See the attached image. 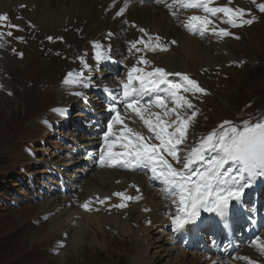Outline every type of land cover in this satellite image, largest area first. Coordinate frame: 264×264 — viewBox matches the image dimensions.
<instances>
[{
	"label": "rangeland",
	"instance_id": "1",
	"mask_svg": "<svg viewBox=\"0 0 264 264\" xmlns=\"http://www.w3.org/2000/svg\"><path fill=\"white\" fill-rule=\"evenodd\" d=\"M260 4H262L261 0L257 5ZM25 6L11 7L10 5L6 6L5 10H0L2 13L14 8L23 15V18L18 21L25 19L31 25L46 32L44 35L30 34L26 43L18 44L19 50H24L27 54L24 60L13 51L14 43L10 39L5 40L3 49H0V264H130L131 254L135 249L131 243L127 242L131 239L123 238L118 231L105 224L103 227L107 236H102L97 232L89 234L90 232L86 231L87 239H90L91 242L80 246V255L58 254L57 246L60 243L63 244L58 239L62 236L58 233L46 235V233H50L48 232V221L51 217L56 216L57 212L43 213V210L40 211V204L48 202L52 190H54V195L60 197L57 202H61L63 196V192L60 190L63 185L60 184L59 179H56L55 175L58 173H55V167L50 163L57 162L63 156H68L76 148L75 139L68 137V134L76 133L80 136H88L91 131H94L96 112H107L108 123L114 114L109 110L106 111L104 105H99L92 92L86 100L80 99L68 106H56L58 94L55 85L49 79H57L62 67L56 66L55 68V63L59 62L62 65L64 61L62 55L59 54L47 59L39 52L36 45L42 46L46 41L45 36L54 34L62 37L71 47L75 45V41L67 37L66 31L68 30L66 29L59 32L57 30L63 29L58 27L56 30H52L39 26L36 19L29 15V12L33 10L26 4ZM256 15L255 10L243 19H253ZM237 21L239 23V19ZM139 27L152 34L149 28L140 24ZM1 29L5 31V25L1 26ZM78 30L76 33L82 38L83 29ZM132 30L136 31L134 28ZM131 36L136 37L135 32ZM237 36L245 41L240 44L229 43L228 51L216 53L220 59L223 58V62L219 66L224 67L230 59H236L237 62L245 59L248 63L241 71L239 69L226 70L224 73L226 77L220 80L219 88H217L216 80L212 82L209 79L208 81L206 75L200 71L210 66L196 70V74L193 70L185 73L188 77H194L201 87L214 95L207 101H199V105L205 109L204 112L208 111L209 113L205 124L207 131L215 129L222 117L231 118V114H237L244 110L251 102H255L257 108H262L264 103V17L256 25H252V23L241 25ZM2 41L3 36L0 37V44ZM129 42L126 40L123 44L124 53L138 63L141 57L137 55L136 49L131 48ZM60 47H62L61 44L58 48ZM74 50L75 55L80 57L81 51ZM95 51H93L94 56ZM142 58L151 63L146 65L138 63V67L143 68L145 72L156 68L150 59ZM57 69L59 70L54 78L47 77ZM81 70L82 67L78 69V71ZM169 81L183 83L182 78H174ZM45 86H48L46 90H44ZM200 94L202 97L204 96L202 93ZM209 103L212 107H209ZM185 109L189 111L187 108ZM201 114L204 118V113ZM53 115L59 116L58 126L55 124L45 127L41 125L40 120H47ZM218 115L223 116L219 117ZM131 120L130 116L125 119V121ZM200 121H202L201 117L192 119L183 147L194 146L192 135L196 133L197 124ZM65 134L66 136H64ZM110 141L109 139V143ZM26 146L33 149L34 152L31 156L25 153L24 147ZM107 147L104 140H100V143L93 149L94 154L98 156L101 148L106 150ZM43 148H47L46 150L49 152L44 154ZM85 163L88 162L85 161ZM230 165H232L230 170L233 173H236V169L241 167L238 162L231 161L225 166L229 167ZM256 179L261 180V175H256L247 181L252 182ZM114 184L121 188L105 193L94 192L85 201L92 206L98 204L99 212H102L103 216L119 217L123 221L130 220L134 230L152 227L153 224L148 223L149 218L142 219L140 217V214H148L140 210L141 206L137 196L126 195L137 197L134 200L117 197L116 200L122 199L119 204L126 206L107 210L106 202L104 204L98 202V198H113L115 197L113 194L116 192L134 193L137 188L136 183L128 182L127 177L114 180ZM164 188L165 186L159 187L157 193L164 196L167 201L172 200L167 198ZM52 209L51 206L49 211ZM87 214L98 215L93 208H90ZM42 215L45 217H41ZM43 219L46 221L43 222ZM170 220L169 218L166 223L167 229L168 227L172 229ZM95 240L104 243L105 248L97 245ZM164 260V263H168L167 259Z\"/></svg>",
	"mask_w": 264,
	"mask_h": 264
},
{
	"label": "bare ground",
	"instance_id": "2",
	"mask_svg": "<svg viewBox=\"0 0 264 264\" xmlns=\"http://www.w3.org/2000/svg\"><path fill=\"white\" fill-rule=\"evenodd\" d=\"M115 1L116 0H1L0 10H5V7L10 5L11 7H16L26 4L33 10L29 12V15L36 19L39 26L52 30H56L58 27L62 28L63 30H57L59 32H63L64 29L68 30L66 31L68 34L67 37L75 41V45L79 48L96 41L99 39L100 35L106 31H113L114 34L117 35L113 44L116 48L122 49V37L126 36L130 38L131 34L135 32L128 27V23H136L138 27L140 24L141 26L149 28L151 33H154L152 35L154 37L159 36L162 39L174 40L179 43L178 47H176L175 43V48L167 55L154 57V61L157 65L164 66L175 73L184 74L193 70L196 74V70H200V68L208 66L218 67L220 63H222L223 58L220 59L219 57H215V52L221 53L223 51L217 48L212 50L211 47H207L205 43L200 42L199 39L176 27L172 19L163 9L153 5L147 6L135 3L129 7L126 14L117 16L116 13L124 3L120 2L116 4ZM227 2L228 0H215L213 5L225 4ZM210 19H212L211 16ZM125 21H127V23H125ZM216 25L217 23L215 22L212 26ZM218 26L223 27L224 25L220 23ZM78 29H83V33H81L82 38L76 33L79 31ZM49 37H52V39H49ZM45 39L46 41L42 46L36 45V47L39 48V52L43 56L46 55L47 59L57 54L61 55V47L58 48L61 43L52 35H46ZM223 47L227 50L225 48L227 44H224ZM57 49L58 51H56ZM34 56L36 57L37 55ZM123 58L129 60L127 56H123ZM230 60L233 61V59ZM56 66L62 67L61 73L56 79L58 80L66 71V66L65 63L61 65L59 62L55 63V68ZM58 70L59 69L52 71L47 77L54 78ZM179 77L181 76L176 75V78ZM49 80L51 82L56 81L52 79ZM105 81L109 80L105 79ZM108 90L117 91L113 87ZM109 100L111 101V97H109ZM58 102L57 105H60V102H62L63 105L68 106L76 103V100L66 99L64 93L59 91ZM218 116L221 117L223 115ZM139 130L140 132H144L141 127ZM64 136H66V134ZM149 136H151V134H149ZM68 137L74 138L75 143H79L83 147L94 144H87L86 141H90V139L84 135L80 136L73 133L68 134ZM46 149L47 148H43L44 154L45 152H49V150L47 151ZM70 161L74 162V167L69 164ZM56 163L60 164L62 167L69 168V170H64L66 176L65 180L76 183L79 187L76 196L80 199V202L94 192L105 193L120 189L121 186H116L114 180L127 177L128 182H135L137 186L141 187L146 197L145 204L152 210L151 214H140V217L142 219L149 218V220L154 222L153 226L150 228L134 230L131 227L130 220L123 221L119 217H106L103 216L102 213L94 216L88 215L82 209L77 210L76 203L73 202L76 200L73 199V197H69L61 190V192H63L61 202H57L60 197L54 195V200L40 204V211L43 210V213L57 212V215L51 217L48 221V232L50 233H46V235L49 236L58 233L62 236L58 239L59 242H63V244L60 243L58 244L59 246H57L56 252L58 254L74 253L75 255H80V246L87 242H91L90 239H87L86 231L90 232L89 234L97 232L102 236H107L103 227L105 224L110 226L113 230L118 231L123 238L132 240L127 241L135 248L134 253L131 254L130 264H214V262L215 264H246L244 260L230 261L228 254L232 255L236 252L234 245L230 241L214 240L211 238L208 241L204 240L208 235L203 232L200 224L202 219L199 218L204 212H201L199 217L187 224L194 226L192 232L193 235L199 239V242H194L192 246L187 245L182 249V247L176 244L168 234L166 223L169 221V212L166 205L170 206V204H165L158 194L151 190V185L140 179L137 174H119L115 171H89V166L83 164V159H81V156L77 153L74 155L73 159L68 158V156H63L57 162L50 163L55 167V173H58L59 170ZM73 173H77V176H73ZM162 186L164 185L160 184L156 188ZM254 188L257 187L253 183L245 188L240 200L237 201L236 204V208L240 211L231 213L232 216H240L243 212H247L242 217L236 219V225H229L222 216L214 212L205 213L206 218L212 221L214 228L217 226L220 227V231L225 237L232 236L234 239H237L243 231L250 227H254V230L245 232V237L247 239H256V237H260V240L257 242L264 244V217L259 214L258 206L249 209L248 207L238 205L243 196L253 193L252 190ZM258 190H261V188L259 187ZM53 192L54 190L51 191V193ZM116 203L117 202H108L106 206L107 209L113 207ZM51 206L53 209L49 211ZM95 207L97 208L98 206ZM59 208H61V210H59ZM233 209L234 207L228 206L225 214L230 213ZM259 226H262L261 231L258 230ZM187 229L185 230L187 231ZM210 229V227L207 228V233ZM174 233L178 234L177 232ZM94 242L101 248H105L104 243L96 240ZM238 246L242 247L245 252L237 254L243 255L248 252L244 243L238 242ZM222 248H224L223 251ZM256 254L260 256L263 260L262 264H264V255L260 253ZM164 259H167L168 263H164ZM247 264H249V261Z\"/></svg>",
	"mask_w": 264,
	"mask_h": 264
},
{
	"label": "snow or ice",
	"instance_id": "3",
	"mask_svg": "<svg viewBox=\"0 0 264 264\" xmlns=\"http://www.w3.org/2000/svg\"><path fill=\"white\" fill-rule=\"evenodd\" d=\"M214 2L215 0H172V3H168L167 0H155V3L163 4L168 8L174 17H177V12L172 10L174 6L183 9H196L204 13L203 15H188L181 22L188 31L201 35L209 31L219 37L230 35L224 27L209 29V25L215 23L213 19H210V16L215 17L218 13H222L226 17L221 23H227L234 27L250 25L255 19H243L246 12L243 8L234 9L227 5L212 7ZM228 3L230 4L231 0H228ZM20 7L26 6L20 5ZM126 7L127 4L121 7L116 15H123ZM259 9L264 12V4H260ZM238 19L239 24L237 23ZM0 20H8L7 15L0 16ZM10 26L22 31L19 25ZM133 26L135 27V25ZM138 30L144 35L139 40L129 42L131 48L138 52L141 49L136 48V45L138 43L146 44L145 37L147 40L161 39L159 36L149 35L142 27ZM7 35L11 36L12 32L9 31ZM108 35L110 36L111 33ZM2 36L3 33H0V37ZM18 39L23 40V37H18ZM171 43L175 44L176 41L173 40ZM93 45L96 49L94 59L97 62L107 59L105 53L101 51L102 44L99 41H93ZM81 60L83 67L91 71L92 66L85 63L83 58ZM138 63L146 65L151 62L141 57ZM170 75L182 76L186 83L169 81L167 77ZM63 83L84 88L90 86L85 80L83 71L69 72ZM162 85L164 87H161ZM119 88V91H109L106 88L111 97L108 110L114 113V117L107 124V131L103 134L104 143L108 147L107 151L101 148L99 164L103 166L107 163L112 167L143 168L150 171L152 179L160 181L165 186L167 198L172 199L176 206L175 213L171 216L173 232L183 230L187 224L199 216L202 210L223 216L229 204L233 200L239 201L245 188L250 186L247 179L256 175H264V123L245 126L243 129L232 127L219 137L215 133H211L202 138L198 145L191 148L183 147L186 142L189 122L196 113L192 112V116L187 118L181 115L178 109L184 106L187 109H192L194 105L187 97L180 95V92L195 94L206 91L187 74L169 73L162 67H156L150 72H145L143 68L134 64L128 70L126 80L120 84ZM161 92L168 93L174 105L170 110L167 108L165 98L162 95L157 94L149 101L143 100V96L147 93ZM116 101H120L125 113L128 110L136 113L154 135L146 137L141 132L128 127L122 119V113L120 108L116 106ZM152 106H159L166 110L163 114L156 113L150 110ZM170 113L175 115V119L165 123L162 115L166 117ZM245 123L247 125V122ZM113 124L123 125V128L126 129V134L122 132V143L120 144L124 151L114 152L112 150L113 144L109 143ZM153 140L160 141V143L149 142ZM210 152H219L220 154L216 158L210 159L208 157ZM230 161L238 162L241 165L240 168L236 169V175H233L230 167H225ZM201 164H206L207 167L200 170ZM241 181L244 182L241 183ZM133 187L135 186L133 185ZM113 195L126 200L137 199L134 196H126L124 192H116ZM109 199L111 197L98 198V202L104 204ZM125 206L124 204L115 205V207ZM82 207L90 210L89 202H85ZM259 240L260 237H256V241ZM258 247L260 254L264 255V244H260ZM241 259L249 261V264H256L250 257H241Z\"/></svg>",
	"mask_w": 264,
	"mask_h": 264
}]
</instances>
